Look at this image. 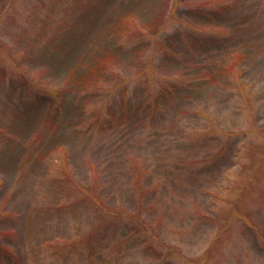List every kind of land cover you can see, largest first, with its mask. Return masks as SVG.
<instances>
[{"label":"rangeland","instance_id":"obj_1","mask_svg":"<svg viewBox=\"0 0 264 264\" xmlns=\"http://www.w3.org/2000/svg\"><path fill=\"white\" fill-rule=\"evenodd\" d=\"M0 264H264V0H0Z\"/></svg>","mask_w":264,"mask_h":264},{"label":"trees","instance_id":"obj_2","mask_svg":"<svg viewBox=\"0 0 264 264\" xmlns=\"http://www.w3.org/2000/svg\"><path fill=\"white\" fill-rule=\"evenodd\" d=\"M108 61V57L104 58L103 60H101L97 65L98 67H100V69L104 66V63L106 64V62ZM92 72H94V67L92 68Z\"/></svg>","mask_w":264,"mask_h":264}]
</instances>
